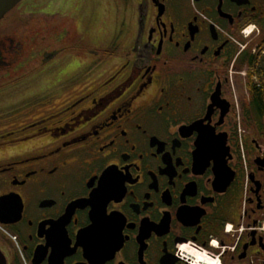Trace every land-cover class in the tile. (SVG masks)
I'll use <instances>...</instances> for the list:
<instances>
[{
	"label": "flooded vegetation",
	"instance_id": "af4514ba",
	"mask_svg": "<svg viewBox=\"0 0 264 264\" xmlns=\"http://www.w3.org/2000/svg\"><path fill=\"white\" fill-rule=\"evenodd\" d=\"M45 1L0 27V66L23 16L65 19L70 0H48L50 24ZM91 1L83 57L43 50L0 89V264H264V153L234 83L264 0Z\"/></svg>",
	"mask_w": 264,
	"mask_h": 264
},
{
	"label": "rangeland",
	"instance_id": "374dc122",
	"mask_svg": "<svg viewBox=\"0 0 264 264\" xmlns=\"http://www.w3.org/2000/svg\"><path fill=\"white\" fill-rule=\"evenodd\" d=\"M28 1L29 0H21L15 6V8L11 10L12 12L10 14L0 20V27L4 26L6 20L13 13L22 10L24 4ZM79 2L78 0H70L65 8H61V10L65 11V15H61L65 19L60 20V24L57 30H54V27L48 26L47 30L43 32L41 26L36 27L35 25L33 26V28L30 27V24H34V21L30 20L31 16L29 15L23 16L26 20H30L28 26L26 20L22 19V21L17 22L19 23V26L11 29L13 32L11 34H14L16 39L24 41L22 42L24 45V50L22 54H18L16 57L11 53L3 54V56L6 58L5 61L8 62V64L0 66V89L8 88L15 82H20L25 77L33 74L34 71L32 69L38 63V59L43 50H51L52 48L67 46L63 53H60L59 57H63L68 53H76V55L83 57L84 54H86L83 44L90 45L91 43H93V45H95V39L91 38L92 29H94L95 24L93 22H90L89 16L91 13L92 16L96 17V15L94 14V10L97 9L95 6L97 4L95 2L93 3L92 1L90 5H88V3L86 5L84 3L80 4ZM39 4V9L43 12H47L45 15H41L43 17V20H47L48 24L52 23V20L56 19V17H52L50 15L57 8L54 7L52 2L48 0H46L45 2H39ZM76 18L80 19L79 23H74L73 19ZM24 24H26V26ZM111 26V34H105L106 38H103L104 43H101L100 46L106 47L110 45L111 41L109 39H111L115 34L119 33V30L121 29V27L118 25L117 20L114 18V14L111 20ZM20 35H25L26 38H22L20 37ZM0 39L2 41L5 40L4 33L0 34ZM73 44H75V47H72ZM79 46H81V48ZM24 51L26 52V54ZM24 54L25 57H23ZM83 77L84 75L83 73H81L80 79H83ZM255 77L260 80L256 74H252L251 80L254 81ZM45 80L48 83H52L54 81V77L52 74H47ZM245 81L246 80H244V75L239 73L234 75V83L238 89V95L242 100H245L244 96H246V94L248 95L246 89L247 81ZM6 125L9 126L10 123ZM248 141L251 142L252 146L257 144L256 142L252 143L254 141V133L252 130H249ZM257 142L261 144V147H264V137L257 138ZM252 149H254L255 151L253 150L252 152L251 160L258 156V150H256L254 147Z\"/></svg>",
	"mask_w": 264,
	"mask_h": 264
},
{
	"label": "trees",
	"instance_id": "16d2710c",
	"mask_svg": "<svg viewBox=\"0 0 264 264\" xmlns=\"http://www.w3.org/2000/svg\"><path fill=\"white\" fill-rule=\"evenodd\" d=\"M264 47V41L257 46L256 52H249L241 58L240 65L248 63L250 73L248 74L247 89L249 92V102L244 103L245 115L258 129L260 138L264 137V60L261 58V50ZM259 77L260 86L251 80L252 74Z\"/></svg>",
	"mask_w": 264,
	"mask_h": 264
},
{
	"label": "water",
	"instance_id": "95a60500",
	"mask_svg": "<svg viewBox=\"0 0 264 264\" xmlns=\"http://www.w3.org/2000/svg\"><path fill=\"white\" fill-rule=\"evenodd\" d=\"M21 0H0V20L13 9ZM259 168L264 167V159L261 157H256L254 159ZM258 183V182H257Z\"/></svg>",
	"mask_w": 264,
	"mask_h": 264
},
{
	"label": "built area",
	"instance_id": "2783aa9c",
	"mask_svg": "<svg viewBox=\"0 0 264 264\" xmlns=\"http://www.w3.org/2000/svg\"><path fill=\"white\" fill-rule=\"evenodd\" d=\"M249 33H250V30H245V35H248ZM261 56H262V59L264 60V47L261 51ZM253 82H255L257 84V86H260V84H261L260 81L257 79V77L254 78ZM261 151H262V153H264L263 152L264 147H261ZM261 229L264 230V220L262 221Z\"/></svg>",
	"mask_w": 264,
	"mask_h": 264
}]
</instances>
